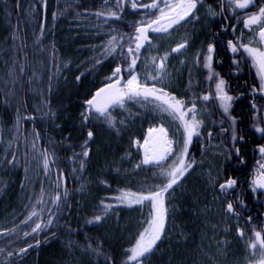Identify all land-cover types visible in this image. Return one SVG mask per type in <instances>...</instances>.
<instances>
[{"label": "trees", "instance_id": "trees-1", "mask_svg": "<svg viewBox=\"0 0 264 264\" xmlns=\"http://www.w3.org/2000/svg\"><path fill=\"white\" fill-rule=\"evenodd\" d=\"M129 1L118 5V0H0V132L8 135L6 154L0 155V264L70 263L66 247L76 245L86 248L98 264L134 262L128 261V250L136 240L118 243L104 236L105 230L117 229L128 211L116 206L122 203L118 197L127 192L101 169L100 162L93 164L95 135L89 138L88 132L97 134L104 116L84 118V102L107 76L98 64L108 56L107 47L112 44L115 60L124 61L129 53L123 49L133 47L134 27L149 17L136 9L153 0H139L131 12ZM207 1L219 7V0ZM113 4L115 16L107 8ZM71 22L80 28L69 35L67 47L60 48L65 35L60 27ZM53 31L58 32L57 42L51 37ZM222 37L216 22L210 43L216 49L211 75L224 78L225 93L233 97L231 107L227 114L210 108L208 131L192 140L187 161H193L195 154L202 157L207 142L224 158V181L217 193L225 211L243 221L248 248L258 255L259 264V244L250 245L257 240L256 232L264 239V191L253 183L264 171L260 169L264 154L259 151L264 133L256 131L264 129V90L249 55L243 48L232 52ZM62 53L73 66L59 75ZM239 73L245 79L241 96L234 82ZM74 154L80 158L72 172L69 160ZM86 173L92 176L93 201L80 208L74 190ZM229 179L236 184L221 190ZM229 203L234 206L232 213L227 211ZM96 216L101 220L95 221ZM165 222L166 215L164 228ZM37 224L41 228L33 232ZM154 250L142 258L143 264H177L179 259H172V254L161 257L160 249Z\"/></svg>", "mask_w": 264, "mask_h": 264}, {"label": "rangeland", "instance_id": "rangeland-1", "mask_svg": "<svg viewBox=\"0 0 264 264\" xmlns=\"http://www.w3.org/2000/svg\"><path fill=\"white\" fill-rule=\"evenodd\" d=\"M160 1L158 0L159 6L163 8L164 4ZM155 12L144 10V13L149 15L148 18L152 17L150 15ZM202 12L203 9L200 8L193 20L198 21ZM64 27H60V32L65 34L62 36L61 46L67 47L68 41L71 39L69 35L77 32L78 29ZM190 30L192 27L187 23L185 27L175 24L167 32H156L157 35L154 36L152 44L147 48V52L139 64L142 63V68H145L146 71H154L152 73L154 75L157 71L155 65L161 62V57H166L162 78L169 83L176 82L177 79L172 71L174 67H178L177 59H188L193 41ZM57 40L58 38L55 37L54 41L57 42ZM128 40L130 41L129 38ZM185 40L187 41L186 46L177 52V56L171 57L172 49L184 43ZM250 40H253L252 47L259 46L254 38H250ZM160 45L170 46V50L162 48ZM61 60L63 68L59 75L66 74L73 66V61L65 59L63 53ZM131 60L129 56L124 59L126 63ZM160 78L157 76L154 80ZM127 115L128 111L122 107L109 114L111 125L105 117L100 120L103 125L99 126L93 141V156L95 155L100 162L103 171L111 173L119 183H122L127 193L131 191L133 194L147 195L151 190H158L157 186L166 184L167 178L160 174L161 167L157 164L149 168L141 164L138 145L144 140L146 131L143 132L140 141L136 140L135 134L139 133V125L129 124ZM161 118L166 120L169 125L167 133L173 141V149L170 158L160 165L164 169L170 170L169 166L177 160V156L183 151L186 134L183 123L178 118L174 119L165 111ZM185 119L191 120V114H187ZM152 127L155 126H149V128ZM194 136L195 134L191 140L194 139ZM7 140V133L0 132V155L6 154ZM189 145L190 143L188 148ZM79 158L80 154H75L70 158L74 167H76ZM223 163L224 160L220 156L208 153L195 168L188 170L177 181V184L165 192L166 225L154 250L156 252L157 248L160 249L161 257L164 256V253H170L173 256H170L172 259H179L177 264H256L258 261V255L248 248L249 239L244 237L245 231L241 222L225 211L218 196L217 186L224 181ZM92 189H94L92 176L86 175L76 189V206L82 208L92 200ZM260 189L264 191V188ZM151 205L150 201H145L142 204L124 202L116 205L119 206V211H128L121 216L117 229L111 228L109 232L105 230L107 232L104 236L118 243L137 240L139 234L148 227L147 221L151 219L153 213ZM66 249L72 256V260L70 263L63 264H98L93 255L81 245L69 246Z\"/></svg>", "mask_w": 264, "mask_h": 264}, {"label": "snow or ice", "instance_id": "snow-or-ice-1", "mask_svg": "<svg viewBox=\"0 0 264 264\" xmlns=\"http://www.w3.org/2000/svg\"><path fill=\"white\" fill-rule=\"evenodd\" d=\"M125 0H118V5L123 4ZM163 2L164 7L160 8L158 0H153L150 4L142 5L147 9H157L160 12V15L156 17V19L148 20L145 23H142L141 26L136 27V33L138 34L133 39L136 41L135 51H139L141 47H143V42L148 41L147 32H167L169 28H172L173 25L178 24L180 21L185 20L186 17L189 16L190 13H193V10L197 8V4L200 3V0H161ZM139 0H132V7L135 9ZM235 4V7L238 9H246L250 5L254 4V0H229V4ZM210 14L215 15L216 13L209 9ZM112 16L116 14L114 12L109 13ZM99 15V13H98ZM119 18V17H117ZM164 21L165 23H161ZM245 28H252V25H259L258 43L264 44V6L259 8L258 13L253 14L244 20ZM253 33H257L256 28H252ZM115 39V38H113ZM186 40L184 43L179 44L177 47L173 48V52H178L186 46ZM111 43V41L109 42ZM253 43V40H250L248 43H234L233 41H228V46L232 52H237L239 48H243L246 53H248L249 57L252 59L254 66L258 70V75L261 78L260 88L264 90V49L258 47H250L249 45ZM113 49L108 48L107 54L110 55ZM214 49L211 44L208 45V55L204 57V67L208 68L211 71V63L213 60ZM129 55L133 53V49H128ZM166 57H161V62L158 65H155L157 71L151 77L152 79H156L157 76L162 78V73L165 68L164 60ZM99 62V61H98ZM236 63V61H234ZM136 65V59L133 58L124 71L129 73V77L126 82L121 86V68L117 67L113 73L112 77L107 78L109 83L105 84L104 87L100 88L95 95L86 101V105L88 109L86 110H94L96 113H99L100 116H104L108 119L109 124L111 125V120L109 118V108L112 106L120 105L123 106L124 98L132 99L134 97H148L154 96L156 100L161 101L162 105H167L166 108H162L163 111H168L170 115L173 116L174 119H179L184 126L185 130V141L183 151L177 156V160L173 162L172 165L169 166L170 170L164 169L162 165H160L161 161L166 160L169 153L171 152V144L172 141H168L164 139L166 137L165 130L163 128L159 129L161 133V142L162 147L160 152L154 156H145L143 161L144 164H149L155 162L157 166L161 167V175L167 178V183L162 186H157L158 190H151L147 195L144 194H133V193H123L118 199L124 203H138L142 204L145 201H150L153 207V213L151 215V219L147 221L148 227L141 232L134 244V246L129 249L130 255H128V261H135L136 264H142V258L146 256V254L151 253L154 250V246L157 241L161 239V234L164 232V217H165V207H164V193L173 187V185L177 184V181L180 177L184 176V174L192 167V164L195 161L188 162L185 160V155L188 151V144L191 142L192 136L194 134H198L197 129L200 126V121L196 120L195 115L193 114L191 120H186V112L183 111V102L176 99L175 97H168L167 93H165L162 89H148L142 87L139 83L137 76L134 74L133 69ZM218 75V74H216ZM114 77H120L117 79H113ZM79 79V77H77ZM209 79H212V75L209 76ZM225 81L219 80L216 84L217 89V98L221 101V106L225 114L228 113L229 108L231 107L230 101L233 97L227 95L224 90ZM204 100H208V96L203 97ZM160 105H158L159 107ZM188 112L194 113L193 108L188 109ZM91 113H89L90 115ZM85 120L89 117L85 116ZM150 132L154 131L153 129L149 130ZM257 132L264 133V129L256 128ZM93 133L91 131L88 132V137L92 138ZM233 139H236L235 135ZM87 145V141H85V146ZM259 151L264 154V147H260ZM89 155L88 151L85 150L83 152V156L87 157ZM237 155H239V149H237ZM45 160L44 165L48 167V159L47 153L44 154ZM81 168H83V162H81ZM260 169L264 170V164H260ZM253 183L259 187L264 188V171L261 172L260 176L253 181ZM236 184L235 180L229 179L225 183L220 185L221 190L226 191L227 189L233 188ZM55 203V200L53 201ZM110 207V206H109ZM227 211L232 213L234 211V206L232 203L227 205ZM35 215V213H32ZM95 221H100L101 217L96 216ZM251 219V218H250ZM93 221H89L92 223ZM51 223V221H49ZM41 228V225L37 224L35 228H33V232H36ZM243 235V233H241ZM255 236L257 238L256 242L250 245V247L255 248L256 244H259L260 248V260L259 264H264V239L261 238V233L256 232ZM39 243V242H38ZM31 247V245H30ZM21 251H26L22 249Z\"/></svg>", "mask_w": 264, "mask_h": 264}, {"label": "flooded vegetation", "instance_id": "flooded-vegetation-1", "mask_svg": "<svg viewBox=\"0 0 264 264\" xmlns=\"http://www.w3.org/2000/svg\"><path fill=\"white\" fill-rule=\"evenodd\" d=\"M127 5L131 12V3H128ZM262 6H264V0H254V4L250 5L246 9L236 8L234 3L229 4V0H219V7L214 6L212 3L206 0L203 1V4L200 7H197L193 10L192 16H190L188 19L180 21L177 24L179 26L185 27L187 23L191 25L192 30H190V32L193 43H191L190 52L188 53V59H177L178 67H174V70L172 71L177 79L176 82L172 81L169 83L163 78L154 80L151 78L154 71H146L145 68H142V63L139 64V61H141L143 56L146 54L147 48L152 44L154 36L157 35L156 32L150 31V42L149 45H147V48L144 51H134V56L137 59L134 70L137 71L139 83L142 87L148 89H162L165 93H167L168 97H175L176 99L182 101L184 105L182 110L186 112V115L191 114V116H193L194 114L196 120L201 122L199 128L197 129V132L201 134L207 132L209 128V114L211 110L210 108H213V112L218 111L219 114L224 113L221 106V101L217 98L216 95V84L219 82V80H224V78L212 76V79H209V76L213 72L212 70L210 71L208 68L204 67V57L208 55V44H206V41L201 42L199 40L198 42H196V39H200L201 32L203 30H212L213 27H215L216 22H218V26L220 27L224 36L221 39L222 42H224V45L229 47L228 41L230 40L234 43H248L249 39L254 35L252 28L257 29L259 25H252V28H245L244 20L249 16L258 13L259 8ZM108 8L110 13L116 11V7L114 6V4L110 5ZM200 8L203 9V12L200 14L199 20L195 21L193 19L198 11H200ZM210 8L216 13L215 15L210 14ZM144 10H146V8L143 6H138V9H136V11L140 12ZM64 28L71 29V25L65 26ZM67 32H69V30H67ZM226 34H229L231 39H226ZM57 35V31H53L51 33V37L53 39L57 37ZM58 45L60 46L62 44ZM252 45L253 44H250L249 46L252 47ZM160 47L170 50V46L160 45ZM101 48L106 49L104 44L101 46ZM108 48L113 49L111 54L100 58L98 62V64L102 67L101 72L107 75L106 77H104L105 82L103 84L111 82L107 78L112 77L109 72L112 71L113 73V69L115 67L121 68V77L123 80H126L129 76V73L127 71H124V69L128 67L130 61L126 63L125 61H123V58L115 60L114 46L111 44L109 47H107V49ZM128 49L129 47L126 46L123 51L128 53ZM213 49V53H215L216 49L214 46ZM172 56H177V52L172 51L171 57ZM222 65H225V63H223ZM117 78L118 77H114L113 79ZM234 82L238 86V90L240 91L241 95L243 84H245V79L241 76V73H239V75L234 79ZM102 85H99L95 90L100 88ZM204 96H208L209 99L204 100ZM218 101H220V103H218ZM158 105L160 106L158 107ZM193 106L194 113L188 112V109L193 108ZM122 107H124L128 111L127 120L129 124H138L140 133L144 132L149 126H153L158 123L163 124L169 130V125L167 124L166 120L161 118V115L163 113L162 108H166L167 105H162L161 101L156 100L154 96H140L134 97L132 99H128L126 97L123 106H114L110 110L109 114L116 112ZM165 112L169 116H172L168 111ZM140 133L138 136L141 135Z\"/></svg>", "mask_w": 264, "mask_h": 264}, {"label": "bare ground", "instance_id": "bare-ground-1", "mask_svg": "<svg viewBox=\"0 0 264 264\" xmlns=\"http://www.w3.org/2000/svg\"><path fill=\"white\" fill-rule=\"evenodd\" d=\"M103 6H104V4H103ZM44 15H45V13H44ZM70 25H71V27L73 28V29H79L80 28V24H78L77 22H71L70 23ZM213 35V29L212 30H209V31H205V30H203L202 32H201V36H200V39L199 38H197L196 39V42H198L199 40L201 41V42H203V41H206L207 39V41H206V44H210L211 43V36ZM256 36H257V43H258V41H259V36H258V32H257V34H256ZM193 40V39H192ZM192 43H193V41H192ZM259 44V46L261 47V49H264V44H261V43H258ZM129 58H135V56H134V54L132 53L131 54V56L129 57ZM136 76H137V74L136 73H134ZM239 75V74H238ZM137 79H138V77H137ZM85 106V105H84ZM87 108L85 107V109H84V112H85V114H86V116H90V115H87V111L88 110H86ZM160 128H163L164 130H165V133L167 134L166 135V137H164V139H167L168 141H172V139H171V137L168 135V133H167V130L164 128V127H162V126H155V127H152V128H149L147 131H146V136H145V138H144V140L138 145V148H139V151H140V154H141V164L144 166V167H146V168H149L150 166H152V165H154V164H156L155 162H153V163H149V164H144L143 163V161H144V159H145V156L146 155H148V156H154V155H157L159 152H160V149H161V147H162V142H161V133L159 132V129ZM150 129H153L154 131H152V132H150L149 130ZM140 133V132H139ZM139 133H137V134H135V138H136V140H139ZM94 135H96L95 133H93ZM201 136V133H198V134H195V136H194V139L195 138H198V137H200ZM98 137H100V136H98ZM101 138V137H100ZM193 139V140H194ZM192 141V140H191ZM207 145H208V147H207V149L205 150V153L203 154V156L202 157H199V158H197V156H196V154L193 156L194 157V159H193V161H195V163H193L192 164V167L190 168V169H192V168H195L197 165H198V163H200V161L205 157V155L206 154H208V153H212V154H216V156H220V154L215 150V149H213V147H209V142H207ZM172 149H173V141H172V144H171V152L169 153V155H168V157L166 158V160H164V161H161L160 163H164V162H166L169 158H170V156H171V154H172ZM72 157V156H71ZM70 157V158H71ZM221 157V156H220ZM185 158V160L187 161V159H188V151H187V154H186V156L184 157ZM223 160H224V158L223 157H221ZM93 164H95V165H97V163L99 164V161L96 159V157H95V155L93 156ZM196 160H198L197 162H196ZM70 161V160H69ZM70 163L72 164V172H74V169H76V167H77V165H78V162H76V167H74L73 166V163L70 161ZM100 165V164H99ZM189 169V170H190ZM86 175H89V173H86L83 177H82V179L79 181V183L77 184V186L75 187V190H74V195H76V189H77V187H78V185L82 182V180L84 179V177L86 176ZM223 176H224V163H223ZM93 187H94V185H93ZM92 191H93V189H92ZM93 193V192H92ZM77 196V195H76ZM93 201V200H92ZM86 205V204H85ZM238 221H240L241 222V224H242V227H244V223H243V221H241V220H239V219H237ZM165 225H166V223H165ZM242 227H240V228H242ZM237 237L239 238V236L237 235ZM244 237L245 238H247L248 239V236L246 235V233L244 232ZM180 254V253H179ZM178 254V255H179ZM166 255V253H164V256ZM185 255V254H184ZM183 255V256H184ZM68 256H69V258L72 260V256L68 253ZM163 256V257H164ZM61 264V263H60ZM134 264H136V262L134 263Z\"/></svg>", "mask_w": 264, "mask_h": 264}, {"label": "water", "instance_id": "water-1", "mask_svg": "<svg viewBox=\"0 0 264 264\" xmlns=\"http://www.w3.org/2000/svg\"><path fill=\"white\" fill-rule=\"evenodd\" d=\"M192 13H190L189 14V16L188 17H186L185 19H188L189 17H190V15H191ZM164 21H161V23H163ZM141 26V25H140ZM135 34H136V36L138 35L137 33H136V29H135ZM147 36H148V41L147 42H143L142 41V43H143V47H141L139 50H143L145 47H146V45H147V43L149 42V31L147 32ZM115 70V69H114ZM120 78V77H119ZM121 83H122V81H121ZM105 85H103L102 87H104ZM102 87H100V88H102ZM99 88V89H100ZM98 89V90H99ZM98 90H96L94 93H93V95L89 98V99H91L94 95H95V93L98 91ZM126 98V97H125ZM125 98H124V100H125ZM88 99V100H89ZM85 106H86V108L88 109V106L86 105V102H85ZM113 107V106H112ZM112 107H110L109 108V110L112 108ZM89 113H93V114H98L99 115V113H96L94 110H88L87 111V115H89Z\"/></svg>", "mask_w": 264, "mask_h": 264}]
</instances>
